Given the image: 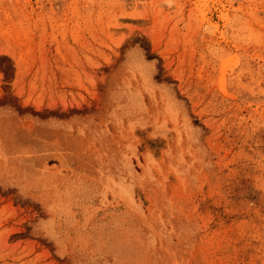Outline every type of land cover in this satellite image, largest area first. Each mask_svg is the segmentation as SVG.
Returning a JSON list of instances; mask_svg holds the SVG:
<instances>
[{
  "label": "rangeland",
  "instance_id": "1",
  "mask_svg": "<svg viewBox=\"0 0 264 264\" xmlns=\"http://www.w3.org/2000/svg\"><path fill=\"white\" fill-rule=\"evenodd\" d=\"M0 264H264V0H0Z\"/></svg>",
  "mask_w": 264,
  "mask_h": 264
}]
</instances>
